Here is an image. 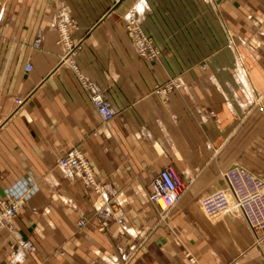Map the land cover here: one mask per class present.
<instances>
[{
    "label": "crops",
    "instance_id": "crops-1",
    "mask_svg": "<svg viewBox=\"0 0 264 264\" xmlns=\"http://www.w3.org/2000/svg\"><path fill=\"white\" fill-rule=\"evenodd\" d=\"M130 19L157 58L139 53ZM262 91L264 0H0V201L22 200L0 222V264H264L224 175L264 179ZM74 147L99 192L59 167ZM168 165L184 191L161 211L150 189Z\"/></svg>",
    "mask_w": 264,
    "mask_h": 264
},
{
    "label": "built area",
    "instance_id": "built-area-1",
    "mask_svg": "<svg viewBox=\"0 0 264 264\" xmlns=\"http://www.w3.org/2000/svg\"><path fill=\"white\" fill-rule=\"evenodd\" d=\"M128 26L133 38V43L136 45L139 53L150 59L157 58L160 50L154 44L153 40L148 37L142 30L140 23L137 20L130 19ZM74 23L71 20H66L58 24V32L60 40L64 45L67 54L74 52L77 48L71 41V30ZM42 39L38 36L33 47L38 49L41 47ZM75 67L74 65H72ZM32 69L31 64L26 65V70ZM86 87H90L86 84ZM179 82L174 79L169 80L164 85L156 87V93L161 96H167L172 89L178 87ZM91 102L104 122L110 121L114 117V109L108 102L105 95L98 91H90ZM59 167L68 171L71 175L81 179L84 185L100 191V185L96 179L94 169L78 148L74 147L67 151L58 161ZM225 178L230 186L235 203L244 215L250 229L253 231L255 238L259 242L264 241V181L255 174L240 168L235 167L229 169L225 174ZM184 184L178 171L172 165L163 168L151 183L150 200L157 205L161 211H168L173 208L181 199ZM22 203L21 199H5L0 201V222L8 223L17 213ZM117 216H121L122 211H116ZM84 220L78 221L79 227L84 225ZM23 247L33 251L34 245L30 241H25ZM191 264H200L194 257L190 256Z\"/></svg>",
    "mask_w": 264,
    "mask_h": 264
},
{
    "label": "rangeland",
    "instance_id": "rangeland-1",
    "mask_svg": "<svg viewBox=\"0 0 264 264\" xmlns=\"http://www.w3.org/2000/svg\"><path fill=\"white\" fill-rule=\"evenodd\" d=\"M150 59V58H149ZM153 59H155V58H153ZM171 80V79H170ZM174 80L176 81V82H179L180 83V85L178 86V87H180L182 84H181V82L179 81V79L178 78H174ZM175 88H177V87H175ZM264 104V91H262L261 93H259V94H257V97H256V99H255V105L256 106H262ZM256 176H258V175H256ZM261 180H263L264 181V179L262 178V177H260V176H258ZM186 186V185H185ZM183 190H184V188H183ZM31 242V241H30ZM35 250V249H34ZM190 257V256H189Z\"/></svg>",
    "mask_w": 264,
    "mask_h": 264
}]
</instances>
